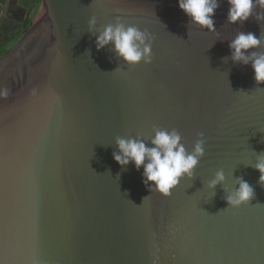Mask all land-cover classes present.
Segmentation results:
<instances>
[{
	"label": "water",
	"instance_id": "1",
	"mask_svg": "<svg viewBox=\"0 0 264 264\" xmlns=\"http://www.w3.org/2000/svg\"><path fill=\"white\" fill-rule=\"evenodd\" d=\"M220 2V0H218ZM14 5L0 1V16ZM37 13L21 33L27 11ZM0 57V264H264V84L234 63L240 32L264 40L255 15L214 31L190 23L176 0H32ZM95 24L90 28V21ZM147 37L150 61L129 65L108 25ZM264 54V44L250 52ZM175 130L186 151L203 141L191 177L167 196L143 168L113 160L116 139L151 147ZM224 181L210 188L216 173ZM242 178L248 202L226 197Z\"/></svg>",
	"mask_w": 264,
	"mask_h": 264
},
{
	"label": "clouds",
	"instance_id": "2",
	"mask_svg": "<svg viewBox=\"0 0 264 264\" xmlns=\"http://www.w3.org/2000/svg\"><path fill=\"white\" fill-rule=\"evenodd\" d=\"M225 2V0H220ZM218 0H176L178 9L190 23L201 29L214 31V14L220 6ZM228 5L226 20L229 24H243L253 17L257 8L264 10V0H226ZM257 21L264 20V13L255 15ZM95 20L90 21V28ZM147 37L135 27H125L117 23L108 25L96 38L97 50L112 44L116 55L129 65L143 60L150 61V44ZM264 44L254 33L240 32L229 44L231 59L234 63L251 64L253 78L257 84H264V54L250 52ZM6 95V93H0ZM117 151L113 160L120 166L132 163L137 170L143 168V182L152 184L161 195L167 196L170 189L177 185L182 177H191L199 159L203 155V141H197L191 153H188L175 130L157 129L151 138V147L140 139H116ZM259 173V183L264 185V156H260L254 165ZM224 181V174L218 171L209 187L215 188ZM238 188L226 197L230 206H239L252 199L254 191L242 178L238 179Z\"/></svg>",
	"mask_w": 264,
	"mask_h": 264
},
{
	"label": "flooded vegetation",
	"instance_id": "3",
	"mask_svg": "<svg viewBox=\"0 0 264 264\" xmlns=\"http://www.w3.org/2000/svg\"><path fill=\"white\" fill-rule=\"evenodd\" d=\"M19 7L20 5H16L0 16V46L10 45L11 47L20 36V34L15 35L17 27L20 24L22 18V11L19 9ZM37 8L38 5L27 11L23 21L21 33L24 32L23 29L26 19H29L31 22L37 13Z\"/></svg>",
	"mask_w": 264,
	"mask_h": 264
},
{
	"label": "trees",
	"instance_id": "4",
	"mask_svg": "<svg viewBox=\"0 0 264 264\" xmlns=\"http://www.w3.org/2000/svg\"><path fill=\"white\" fill-rule=\"evenodd\" d=\"M0 1H2V0H0ZM29 25H30V20L26 19L23 30L25 31L29 27ZM9 47H10V45L0 46V57L8 50Z\"/></svg>",
	"mask_w": 264,
	"mask_h": 264
},
{
	"label": "crops",
	"instance_id": "5",
	"mask_svg": "<svg viewBox=\"0 0 264 264\" xmlns=\"http://www.w3.org/2000/svg\"><path fill=\"white\" fill-rule=\"evenodd\" d=\"M32 0H15V1H13L14 2V5L12 6V7H14V6H16V5H21L22 3H27V2H31Z\"/></svg>",
	"mask_w": 264,
	"mask_h": 264
}]
</instances>
